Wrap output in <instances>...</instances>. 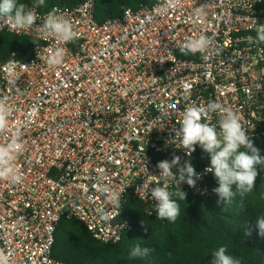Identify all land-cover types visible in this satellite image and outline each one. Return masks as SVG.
<instances>
[{"label":"built area","instance_id":"1","mask_svg":"<svg viewBox=\"0 0 264 264\" xmlns=\"http://www.w3.org/2000/svg\"><path fill=\"white\" fill-rule=\"evenodd\" d=\"M34 10L31 28L0 27L38 42L30 58L13 53L0 65V97L13 109L0 144L17 132L23 143L15 160L22 181L0 178V253L7 264H65L53 258L64 219L81 222L100 242H120L132 229L121 220L122 205L133 198L155 216L150 192L164 186L157 164L174 155V175L186 160L200 175L195 187L181 183V190L208 202L210 155L197 144L189 157L172 142L187 107L216 101L239 115L252 141L264 140V44L246 39L264 24V0H156L103 24L96 0ZM53 11L71 20L74 41L43 34ZM202 34L213 41L207 52H180V44ZM56 48L65 49L63 62L49 66ZM217 121L212 113L211 124ZM103 183L120 193L119 208L97 191ZM168 185L178 190L174 180Z\"/></svg>","mask_w":264,"mask_h":264},{"label":"trees","instance_id":"2","mask_svg":"<svg viewBox=\"0 0 264 264\" xmlns=\"http://www.w3.org/2000/svg\"><path fill=\"white\" fill-rule=\"evenodd\" d=\"M86 0H45L39 9L45 13L57 6L73 7ZM26 10L35 0H17ZM156 0H96V18L101 24L122 16L126 8L153 6ZM38 42L31 37L0 33V65L16 53L22 60L30 58ZM264 157V140L253 141ZM255 188L243 196L237 193L230 203L217 204L214 196L206 203L190 193L186 200H177L180 214L169 222L146 214L142 202L129 198L123 205L121 220L132 229L118 243L96 240L77 220H62L57 227L53 258L65 264H211L213 253L226 246V254L241 264H264V238L254 229L244 234L249 224L264 216V166H258ZM218 187L214 174L211 188ZM235 191V185H233ZM142 223L144 225H142ZM145 227L148 231L145 232ZM139 244L151 249L144 258L130 257L131 249Z\"/></svg>","mask_w":264,"mask_h":264},{"label":"clouds","instance_id":"3","mask_svg":"<svg viewBox=\"0 0 264 264\" xmlns=\"http://www.w3.org/2000/svg\"><path fill=\"white\" fill-rule=\"evenodd\" d=\"M45 0H35L32 9L26 10L24 4H18L17 0H0V27L7 26L12 30H25L31 28L37 20L36 7L43 6ZM197 14H203V9H198ZM43 34L51 37H58L63 42H72L78 37L71 20L55 11L50 12L44 19L42 25ZM247 41L252 44H264V24L256 28V35L248 36ZM213 41L206 35H199L196 38H189L180 44V52L184 55L205 53L209 50ZM65 49L56 48L49 50L47 64L59 66L63 62ZM10 85L15 84L11 77L8 79ZM8 97H0V132L8 128V118L12 114V107L8 103ZM218 115L217 124H211V114ZM239 115L231 108L223 106L216 101H209L206 106L187 107L180 121L179 128L175 130L173 144L177 142L187 156L199 146L210 155V167L206 170L214 174L218 181V187L213 189L217 194V204H227L239 193L241 196L250 193L255 188V181L258 176V166H264V157L260 150L253 145V141L242 127ZM23 148L20 134L17 132L7 144H0V178L8 180L12 184L22 181V175L15 166L16 156ZM180 157L173 156L171 162L162 160L158 162L159 176L163 178L164 186H154L151 189L150 197L155 204L156 216L159 219H166L175 222L180 214V206L177 200H186L187 194L181 190L179 185L187 183L195 187L200 175L196 173L190 160L179 167L178 174L174 175L172 168L179 165ZM174 180L177 186L176 192L169 191L168 181ZM235 185V191L233 190ZM97 191L102 193L106 200L116 208L120 207V193L114 191L107 183L97 186ZM103 219L108 216L101 210ZM142 225H144L142 223ZM254 229L258 235L264 238V216L249 224L244 229V234L250 236ZM145 232L148 231L145 227ZM151 249L135 245L129 255L130 257L144 258L148 256ZM226 246L219 247L213 253L211 264H241V261L226 254ZM0 264H7V258L0 253Z\"/></svg>","mask_w":264,"mask_h":264}]
</instances>
